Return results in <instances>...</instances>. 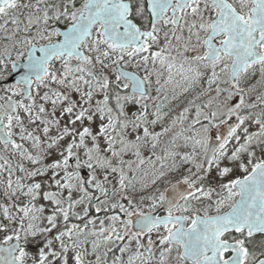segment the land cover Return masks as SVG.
<instances>
[{
    "label": "snow or ice",
    "instance_id": "1",
    "mask_svg": "<svg viewBox=\"0 0 264 264\" xmlns=\"http://www.w3.org/2000/svg\"><path fill=\"white\" fill-rule=\"evenodd\" d=\"M0 264H264V0H0Z\"/></svg>",
    "mask_w": 264,
    "mask_h": 264
}]
</instances>
